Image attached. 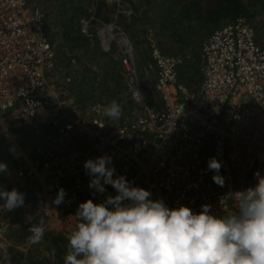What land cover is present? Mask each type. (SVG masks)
Instances as JSON below:
<instances>
[{
	"label": "built area",
	"instance_id": "1",
	"mask_svg": "<svg viewBox=\"0 0 264 264\" xmlns=\"http://www.w3.org/2000/svg\"><path fill=\"white\" fill-rule=\"evenodd\" d=\"M78 33L100 53L117 54L125 87L139 104L133 119L122 113L109 120L102 106L82 105L75 60L58 69L42 10L28 0H0V153L25 194L15 209L29 236L23 250L38 245L29 223L44 221L43 239L67 238L80 203L115 195L110 186L103 195L88 187L83 163L102 155L111 156L116 175L169 208L199 212L210 205L213 213L228 214L232 202L225 194L254 186L256 172L264 176V48L252 26L238 17L207 36L195 91L179 79L177 56L152 47L144 69L152 79L145 82L122 31L82 18ZM211 157L221 163L223 187L211 179ZM58 188L66 192L59 206L52 204ZM3 233L0 228V241Z\"/></svg>",
	"mask_w": 264,
	"mask_h": 264
},
{
	"label": "clouds",
	"instance_id": "2",
	"mask_svg": "<svg viewBox=\"0 0 264 264\" xmlns=\"http://www.w3.org/2000/svg\"><path fill=\"white\" fill-rule=\"evenodd\" d=\"M103 114L119 120L121 106L113 100ZM207 168L214 173L212 181L223 187L221 163L211 157ZM83 169L93 194L103 195L105 186H110L115 195L78 205L63 264H264V176L259 172L254 174V186L225 194L232 210L221 215L213 213L210 205L193 212L151 199V192L115 174L109 155L84 161ZM7 174V165L0 162V175ZM65 196L58 188L52 204L59 206ZM24 199L25 194L15 188H0L2 211L23 206ZM29 224L30 239L39 243L44 221ZM0 264H9L6 252H0Z\"/></svg>",
	"mask_w": 264,
	"mask_h": 264
},
{
	"label": "rangeland",
	"instance_id": "3",
	"mask_svg": "<svg viewBox=\"0 0 264 264\" xmlns=\"http://www.w3.org/2000/svg\"><path fill=\"white\" fill-rule=\"evenodd\" d=\"M28 1L45 15V32L54 45L58 69L67 68L68 59L75 60L81 87L76 94L78 101L82 105L97 104L104 110L115 100L127 121L139 114V104L125 87L118 56L115 52L102 54L95 45L84 41L78 33L79 19H88L95 27L112 25L122 31L134 44L137 68L145 82L152 79V75L144 76L152 47L179 57L182 61L179 79L193 91L198 89L201 79L199 50L213 30L241 17L252 26L259 45L264 48V0H231L240 6L236 16L229 0ZM140 94L145 99L148 96L146 90ZM25 144L28 146L29 142ZM0 162L8 169L7 175H0V188L19 190L14 178L15 167L1 153ZM16 211L0 210V228L4 231L0 242L10 258L9 264H25L28 254L16 249L19 247L16 244L28 236L22 233L23 226H18ZM3 220L6 221L3 223ZM46 244L41 242L32 252V264H50V258L55 264H63L65 255L57 248L60 242L55 241L52 250V245L49 244L50 248ZM15 249L18 255L13 256Z\"/></svg>",
	"mask_w": 264,
	"mask_h": 264
},
{
	"label": "crops",
	"instance_id": "4",
	"mask_svg": "<svg viewBox=\"0 0 264 264\" xmlns=\"http://www.w3.org/2000/svg\"><path fill=\"white\" fill-rule=\"evenodd\" d=\"M12 214H15V213H12ZM15 216H17V217H15V218H18V220H19V225L18 226H23V232L22 233H24V236L26 237V236H28V233H27V231H26V229H25V227H24V218H23V216L20 214V213H16L15 214ZM12 218H13V216H11ZM6 220H3V223L5 222ZM20 230H21V228H20ZM19 233H20V231H19ZM29 237V236H28ZM27 237V238H28ZM26 238V239H27ZM26 239H23V241H24V243H25V240ZM23 241H20L18 244H16V245H19V247H16V249H20V250H23L24 249V243H23ZM55 241H59L60 242V244L57 246V248L61 251V252H63V255H65L66 254V250H67V238H57V239H52V240H48V239H42L39 243H38V245L41 243V242H46L47 244H46V246L47 247H50L51 245H52V248H51V250L53 249V243H55ZM49 244H51V245H49ZM38 245H36V246H34V247H32V248H30L29 250H27V251H24L23 250V252L24 253H26V254H28V256H27V260L25 261V264H32V259H31V254H32V252L34 251V250H36V247L38 246ZM55 245V244H54ZM55 248V247H54ZM15 249V251H16V253H12L13 254V256H16V254L18 255V250H16ZM12 256V257H13ZM10 259V258H9ZM13 260V259H12ZM49 262V261H48ZM50 264H55V262L50 258Z\"/></svg>",
	"mask_w": 264,
	"mask_h": 264
},
{
	"label": "trees",
	"instance_id": "5",
	"mask_svg": "<svg viewBox=\"0 0 264 264\" xmlns=\"http://www.w3.org/2000/svg\"><path fill=\"white\" fill-rule=\"evenodd\" d=\"M229 4H230V7H234L232 13L234 14V16H236L238 14V9L240 6L236 3L231 2V0H229Z\"/></svg>",
	"mask_w": 264,
	"mask_h": 264
}]
</instances>
